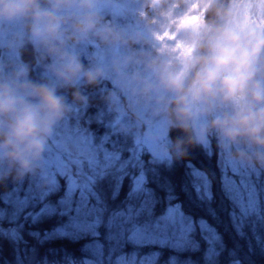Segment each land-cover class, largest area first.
<instances>
[{
  "label": "snow or ice",
  "instance_id": "1",
  "mask_svg": "<svg viewBox=\"0 0 264 264\" xmlns=\"http://www.w3.org/2000/svg\"><path fill=\"white\" fill-rule=\"evenodd\" d=\"M122 123L76 109L46 155L48 186L0 190V264H264V172L211 144L175 162Z\"/></svg>",
  "mask_w": 264,
  "mask_h": 264
},
{
  "label": "clouds",
  "instance_id": "2",
  "mask_svg": "<svg viewBox=\"0 0 264 264\" xmlns=\"http://www.w3.org/2000/svg\"><path fill=\"white\" fill-rule=\"evenodd\" d=\"M94 8L95 0H0V21L30 19L33 39L61 59L56 75L65 85L80 78L95 83L100 70H85L64 51L68 40L92 33L114 37L113 29L100 26ZM208 10L213 19L184 30L186 48L179 57L147 63L153 79L144 81L143 90L168 97V115L185 132H196L207 120L199 123V141L212 129L225 146L257 149L256 160L264 164V30L240 3L212 4ZM69 22L70 35L64 31ZM65 111V100L53 87L21 82L19 76L0 79V165L17 177L32 172ZM235 155L251 159L244 151Z\"/></svg>",
  "mask_w": 264,
  "mask_h": 264
},
{
  "label": "rangeland",
  "instance_id": "3",
  "mask_svg": "<svg viewBox=\"0 0 264 264\" xmlns=\"http://www.w3.org/2000/svg\"><path fill=\"white\" fill-rule=\"evenodd\" d=\"M214 1L95 0L94 11L100 18V26L113 29L114 37L105 40L92 33L83 40H68L64 47V51L75 56L85 70H100L102 74L96 81L102 86V95L109 100L106 108L115 117L122 119L125 128L158 144L159 152L165 156L171 157L169 128L180 127L175 126L168 115V97L162 99L160 93L144 92V81L153 79L146 65L155 57H179L186 48L184 30L201 24ZM230 1L231 4L240 3L246 6L249 18L264 30V0ZM30 24L28 18L0 21V79L14 80L19 76L21 82L31 84L28 72L29 69H34L41 72L42 78L49 76L56 85H65L56 75L62 63L61 59L50 55L43 45L33 39ZM71 30L69 22L64 31L70 35ZM27 45H31L35 54V63L31 66L24 57ZM84 79L80 78L72 85H80ZM74 115L71 107H66L64 116L52 128L42 157L34 166L41 169L40 175L46 179L45 158L52 146L51 142L58 130ZM207 122L205 120L199 123ZM199 123L194 132L197 140ZM126 125H131V128ZM155 128L160 129L159 135L151 134L150 130ZM198 142L204 148L211 144L224 161L252 172H264V164L256 160L258 150L255 148L243 144L225 146L212 129ZM239 151L246 152L251 159H238L235 154Z\"/></svg>",
  "mask_w": 264,
  "mask_h": 264
},
{
  "label": "trees",
  "instance_id": "4",
  "mask_svg": "<svg viewBox=\"0 0 264 264\" xmlns=\"http://www.w3.org/2000/svg\"><path fill=\"white\" fill-rule=\"evenodd\" d=\"M212 4L227 7L229 4H231V1L215 0ZM203 18L204 20L206 18L213 19V13L208 10ZM26 51L27 52H25L24 57L31 66L33 63H35V54H33V48L31 45L26 46ZM28 73L29 77L31 78V84L47 85L49 87L55 88L57 94L64 98L66 107H71L72 114H75L76 109H79L81 113H83L85 110H95V108L101 105L104 107L109 106V100L106 98V96L102 95V86L98 84L97 81L95 83H88V81L84 79L80 85L65 86L62 83L56 85L51 77L47 76L48 78H42L41 72H37L34 69L33 71L32 69H29ZM76 93H79V99L76 98ZM103 94L107 95L105 92H103ZM119 130L122 132H133L132 130L125 128V125H121ZM169 139L172 142L170 150L171 158L175 162L187 160L189 159V155L192 151L204 148L196 139L194 132H185L180 128H175L174 126L169 128ZM191 159L197 165L207 163L200 155H193ZM41 173V169L35 167L32 172L24 175L23 177H17L15 171L10 169L7 164L0 165V190H6L9 184H18L24 181L37 180H39L41 188H46L48 186L49 180L45 177H42L40 175ZM180 195L183 197V193Z\"/></svg>",
  "mask_w": 264,
  "mask_h": 264
}]
</instances>
